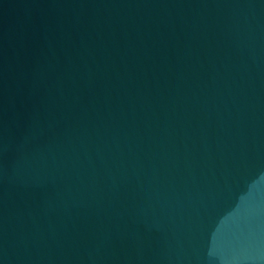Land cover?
<instances>
[{"label": "water", "instance_id": "95a60500", "mask_svg": "<svg viewBox=\"0 0 264 264\" xmlns=\"http://www.w3.org/2000/svg\"><path fill=\"white\" fill-rule=\"evenodd\" d=\"M0 264H264V0H0Z\"/></svg>", "mask_w": 264, "mask_h": 264}]
</instances>
